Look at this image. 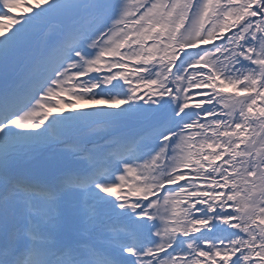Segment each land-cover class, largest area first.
<instances>
[{
  "label": "snow or ice",
  "instance_id": "6c2138e0",
  "mask_svg": "<svg viewBox=\"0 0 264 264\" xmlns=\"http://www.w3.org/2000/svg\"><path fill=\"white\" fill-rule=\"evenodd\" d=\"M0 264H264V0H0Z\"/></svg>",
  "mask_w": 264,
  "mask_h": 264
},
{
  "label": "rangeland",
  "instance_id": "374dc122",
  "mask_svg": "<svg viewBox=\"0 0 264 264\" xmlns=\"http://www.w3.org/2000/svg\"><path fill=\"white\" fill-rule=\"evenodd\" d=\"M24 3L26 4H34L35 1L34 0H24ZM6 11V10H5ZM26 12V9L24 7L21 8H17L14 9L12 13V15H21L22 13ZM54 31V30H53ZM49 37L47 35H45L43 37V39H48ZM16 74H19L21 69L18 67L15 69ZM54 115H59V114H54ZM120 131L118 134L119 135H135L138 131L139 128L135 127V126H129V127H125V128H121V129H108L106 132L101 130V129H92L89 132V137L91 138L92 136L96 135V134H101V135H117V132ZM133 131V132H132ZM62 149L63 146L62 145H58V146H51V147H46L43 149H40L37 153V155H40L37 157L36 159V163H40V162H52L55 161L56 159H58V157L61 155L62 153ZM30 168L26 169V165L22 166L21 170L27 175L29 172ZM168 212L171 211L170 208L167 209ZM161 212L164 213L165 212V208H161Z\"/></svg>",
  "mask_w": 264,
  "mask_h": 264
},
{
  "label": "bare ground",
  "instance_id": "6f19581e",
  "mask_svg": "<svg viewBox=\"0 0 264 264\" xmlns=\"http://www.w3.org/2000/svg\"><path fill=\"white\" fill-rule=\"evenodd\" d=\"M41 163H44V162H40L39 164H37V163L35 162V165H42ZM26 166H29V165H26Z\"/></svg>",
  "mask_w": 264,
  "mask_h": 264
}]
</instances>
